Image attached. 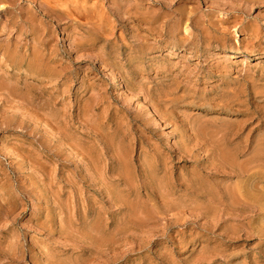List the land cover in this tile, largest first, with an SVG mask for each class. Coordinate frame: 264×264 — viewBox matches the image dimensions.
I'll return each instance as SVG.
<instances>
[{
    "label": "rangeland",
    "instance_id": "1",
    "mask_svg": "<svg viewBox=\"0 0 264 264\" xmlns=\"http://www.w3.org/2000/svg\"><path fill=\"white\" fill-rule=\"evenodd\" d=\"M0 264H264V0H0Z\"/></svg>",
    "mask_w": 264,
    "mask_h": 264
},
{
    "label": "bare ground",
    "instance_id": "2",
    "mask_svg": "<svg viewBox=\"0 0 264 264\" xmlns=\"http://www.w3.org/2000/svg\"><path fill=\"white\" fill-rule=\"evenodd\" d=\"M235 56H236L235 54H231V55H230V58H235ZM113 80H114V79H113ZM118 85H119V84H118V80L115 79V80H114V87H117Z\"/></svg>",
    "mask_w": 264,
    "mask_h": 264
}]
</instances>
